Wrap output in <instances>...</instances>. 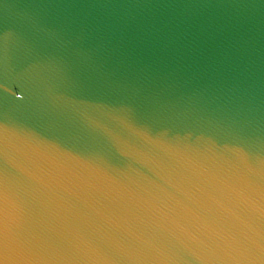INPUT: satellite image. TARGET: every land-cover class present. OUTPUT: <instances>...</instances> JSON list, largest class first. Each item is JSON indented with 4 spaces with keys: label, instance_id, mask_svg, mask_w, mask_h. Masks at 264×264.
<instances>
[{
    "label": "water",
    "instance_id": "water-1",
    "mask_svg": "<svg viewBox=\"0 0 264 264\" xmlns=\"http://www.w3.org/2000/svg\"><path fill=\"white\" fill-rule=\"evenodd\" d=\"M0 264H264V0H0Z\"/></svg>",
    "mask_w": 264,
    "mask_h": 264
}]
</instances>
